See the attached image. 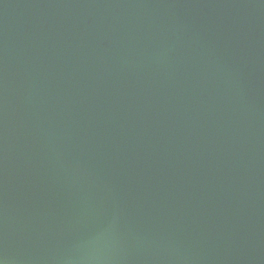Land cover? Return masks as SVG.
Returning a JSON list of instances; mask_svg holds the SVG:
<instances>
[{"label":"water","instance_id":"95a60500","mask_svg":"<svg viewBox=\"0 0 264 264\" xmlns=\"http://www.w3.org/2000/svg\"><path fill=\"white\" fill-rule=\"evenodd\" d=\"M0 264H264V0H0Z\"/></svg>","mask_w":264,"mask_h":264}]
</instances>
